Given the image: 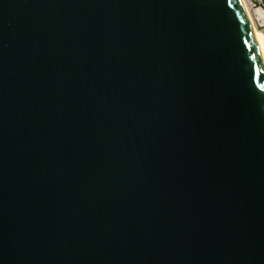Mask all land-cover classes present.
<instances>
[{"label":"water","instance_id":"water-1","mask_svg":"<svg viewBox=\"0 0 264 264\" xmlns=\"http://www.w3.org/2000/svg\"><path fill=\"white\" fill-rule=\"evenodd\" d=\"M0 264H264L242 0H0Z\"/></svg>","mask_w":264,"mask_h":264},{"label":"built area","instance_id":"built-area-1","mask_svg":"<svg viewBox=\"0 0 264 264\" xmlns=\"http://www.w3.org/2000/svg\"><path fill=\"white\" fill-rule=\"evenodd\" d=\"M242 2L247 10L255 34L262 40L264 48V0H242Z\"/></svg>","mask_w":264,"mask_h":264},{"label":"bare ground","instance_id":"bare-ground-1","mask_svg":"<svg viewBox=\"0 0 264 264\" xmlns=\"http://www.w3.org/2000/svg\"><path fill=\"white\" fill-rule=\"evenodd\" d=\"M256 37H257L258 44H259V46H260V49H261L262 55H263V57H264L263 42H262V40L259 38V36H257V34H256Z\"/></svg>","mask_w":264,"mask_h":264}]
</instances>
